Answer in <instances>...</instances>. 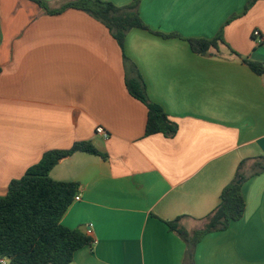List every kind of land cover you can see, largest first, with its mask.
I'll return each mask as SVG.
<instances>
[{"label":"crops","instance_id":"1","mask_svg":"<svg viewBox=\"0 0 264 264\" xmlns=\"http://www.w3.org/2000/svg\"><path fill=\"white\" fill-rule=\"evenodd\" d=\"M44 1L58 10L75 0ZM249 1L142 0L150 31L130 30L122 48L85 11L0 0V196L49 150L90 141L106 155L78 152L51 171L79 184L62 225L86 234L93 224V245L69 264H188L167 222L202 229L244 161V216L205 235L194 263L264 264V171L255 173L264 167V75L242 62L264 64V40L254 36L264 37V0L245 11ZM221 30L240 58L224 45L192 50L188 39ZM125 56L177 124L173 137L146 135L148 108L127 88Z\"/></svg>","mask_w":264,"mask_h":264},{"label":"trees","instance_id":"2","mask_svg":"<svg viewBox=\"0 0 264 264\" xmlns=\"http://www.w3.org/2000/svg\"><path fill=\"white\" fill-rule=\"evenodd\" d=\"M32 1L49 14H59L68 8L87 12L109 29L122 48L130 30L150 31L139 13L142 0H133L126 6H117L103 0H75L58 10L49 9L44 0ZM253 2L254 0L248 2L245 11ZM160 35L166 38L175 36ZM188 41L192 50L199 55H206L210 51L219 52L221 45L229 47L222 30L214 38H190ZM229 50L241 57L230 47ZM125 62L127 88L133 97L148 108L146 135L161 133L166 137H173L178 129L177 124L171 121L160 105L150 101L144 80L135 64L126 56ZM242 62L255 73L264 75L263 63L248 59H242ZM78 152L106 158L90 141L76 142L67 150H49L21 178L10 183L5 196H0V260H6L8 264H69L77 250L93 245L92 237L61 223L78 194L79 184L73 181H56L51 177V171L60 159ZM244 163L245 161L240 164L234 180L222 191L220 204L208 216L202 229L189 233L179 224L181 218L167 222L168 227L186 242L188 264H195L196 246L205 235L227 230L232 222L244 216L242 185L247 180V176L241 172ZM260 171H264V167H258L255 173Z\"/></svg>","mask_w":264,"mask_h":264},{"label":"built area","instance_id":"3","mask_svg":"<svg viewBox=\"0 0 264 264\" xmlns=\"http://www.w3.org/2000/svg\"><path fill=\"white\" fill-rule=\"evenodd\" d=\"M254 36L256 37H260V40H264V37L261 36L259 31H255L254 32ZM98 134L103 135L105 138L108 137V134L106 133V131L104 130V128L102 126H98L96 129ZM80 200V196L79 194H77L74 198V201H79ZM86 235L89 237L93 236V224H89L86 230ZM1 262H7L6 260H1Z\"/></svg>","mask_w":264,"mask_h":264},{"label":"water","instance_id":"4","mask_svg":"<svg viewBox=\"0 0 264 264\" xmlns=\"http://www.w3.org/2000/svg\"><path fill=\"white\" fill-rule=\"evenodd\" d=\"M62 159H64V158H62ZM62 159H60L59 162H60Z\"/></svg>","mask_w":264,"mask_h":264},{"label":"rangeland","instance_id":"5","mask_svg":"<svg viewBox=\"0 0 264 264\" xmlns=\"http://www.w3.org/2000/svg\"><path fill=\"white\" fill-rule=\"evenodd\" d=\"M236 56V55H235Z\"/></svg>","mask_w":264,"mask_h":264}]
</instances>
